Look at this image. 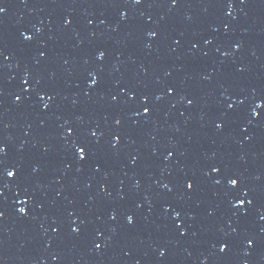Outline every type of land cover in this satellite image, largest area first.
I'll list each match as a JSON object with an SVG mask.
<instances>
[{
	"label": "water",
	"instance_id": "95a60500",
	"mask_svg": "<svg viewBox=\"0 0 264 264\" xmlns=\"http://www.w3.org/2000/svg\"><path fill=\"white\" fill-rule=\"evenodd\" d=\"M0 8V264H264V0Z\"/></svg>",
	"mask_w": 264,
	"mask_h": 264
},
{
	"label": "snow or ice",
	"instance_id": "6c2138e0",
	"mask_svg": "<svg viewBox=\"0 0 264 264\" xmlns=\"http://www.w3.org/2000/svg\"><path fill=\"white\" fill-rule=\"evenodd\" d=\"M136 2L139 3L140 0H136ZM172 2L175 3L176 0H172ZM3 12H4V9H3V8H0V13H3ZM151 35L155 36L156 33H151ZM101 56H103V53H101ZM95 82H96V81H93V83H95ZM169 91L171 92L172 90L169 89ZM18 99H19V98H18ZM189 103H191V101H189ZM46 106H47V105H45V107H46ZM229 107H231V105H230ZM143 111H144L145 113H148V112L150 111V109H149L148 107H144ZM117 123H119V121H117ZM93 135H95V133H93ZM78 151H79L80 158H81V159H84V156H85V151H84V149L81 148V149H79ZM3 152H4L3 147H0V154H2ZM0 163H3V162L0 161ZM213 171L218 172L219 169H218V168H213ZM7 175H8L9 177H12V176L14 175V173H13L12 171H7ZM229 183H230L231 185H236V184H237V180H235V179H230V180H229ZM187 187H188V188H192V187H193L192 183H188ZM244 195L246 196L247 193H244ZM241 203H243V201H241ZM249 203H251V201H249ZM19 211H20L21 213H24V212H25V208H20ZM176 215L179 216V213H176ZM128 222H129V223H132V222H133V218H132L131 216L128 217ZM182 234H183V233H182ZM251 243H252V242L249 241V244H251ZM225 247H227V246H226V245H222V246H221V251H223Z\"/></svg>",
	"mask_w": 264,
	"mask_h": 264
}]
</instances>
